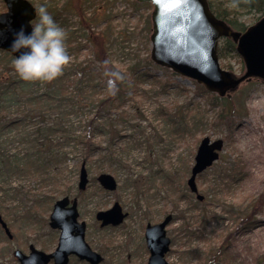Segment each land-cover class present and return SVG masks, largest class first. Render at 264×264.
<instances>
[{"label": "rangeland", "instance_id": "1", "mask_svg": "<svg viewBox=\"0 0 264 264\" xmlns=\"http://www.w3.org/2000/svg\"><path fill=\"white\" fill-rule=\"evenodd\" d=\"M30 1L35 8L44 2ZM68 2L69 0H47L49 11L55 8L58 12ZM132 2L133 0H86L83 5L85 16L97 14V20L91 25L92 30L100 32L104 40L107 37L104 46L107 47L108 58L113 67L121 71L125 70V65L131 61H135L139 56L144 57L146 52L149 53L151 47L149 42L146 46L134 32L137 15L147 14L151 8L143 5L136 9ZM2 7L0 0V9ZM257 17L258 15L253 12H242L240 20H245L248 27L258 20ZM55 19L73 33L67 36L70 46L86 41L87 32L80 31L77 12H60ZM139 25L142 28L145 25L144 21ZM96 46L98 48L99 44ZM75 53L76 50H73L70 54L71 59ZM86 53L87 49L82 47L77 59L82 61L86 58ZM226 62L232 65L235 75L242 74L244 64L240 58L231 57ZM151 72L156 79L141 82L137 88L135 102L129 99L121 106L119 111L124 113V121H115V111L114 114H110L117 125V130L119 129L122 134L111 146L115 150L116 161L112 167L100 165L98 154L87 163L85 161L88 183L83 192L78 190L77 182L79 165L84 155L79 153V149L71 146L65 148L68 153L65 154L64 164L61 165L64 186L58 188H65L66 184L69 187V190L63 192H59L53 186L50 188L49 184H41V174L10 177L0 169V213L5 220L12 219L16 232L13 242H8L0 232L1 263L16 264L11 250L21 242H33L32 239L38 234L44 236V239H50L54 234L57 236L56 232L50 230L47 220L54 199L50 203H41L38 208L41 211L37 214H42L43 219L47 220L40 227L31 225L26 220L31 219V214L26 212L22 214V211H18L24 206H33L31 199L35 196L40 198L44 191L51 197L69 195L78 198L79 219L86 224L85 240L93 250L103 256L101 264H146L148 251L145 248L144 226L147 223L161 221L166 213L174 215L184 210L188 216L184 225L174 219L166 227L171 243L170 251L165 258L170 264H181L182 258L183 261L187 260V264H200L193 252L197 248L205 249L207 246L214 247L212 254L216 253L218 246L223 252V256L211 259L208 264H264V83L253 78L241 83L233 93L228 104L234 108L233 114L230 115L232 116L230 130L224 125L213 128L204 125V130L199 132L200 134L191 128L190 133L183 137L178 134L169 136L166 133L170 127L164 128L167 125L165 117H168L164 111L172 112L173 107L180 109V105L187 102H191V107L195 104L204 105L203 95L206 93L196 95L192 81L171 74L169 69L166 71L157 67L152 68ZM98 79V76L93 78L100 84L101 81ZM165 79H169L170 88L162 91L159 86ZM94 90L97 99L105 97V88V91L99 90L97 86ZM137 110H140L143 117L137 115ZM10 111L14 112L15 109L8 112ZM91 111H94L93 104L76 112L71 111L65 124L83 129L84 125L80 123L92 117L94 112ZM189 113H193L192 108ZM6 117L10 119L12 116ZM98 121L105 122L103 117ZM10 128L0 130V141L7 140L6 144L11 153L17 149V141L10 140L11 133L14 132ZM153 135L159 136L160 140L152 138ZM194 135L198 138L208 136L211 140L216 138L225 140L217 161L201 179L196 180L198 192L204 196L203 203L206 204L205 208L197 204V208L206 215L198 224H194L190 219L197 213V210L194 211L196 206L189 203V201L194 203L195 195H191L187 188H183L182 193H186L187 197L184 201L174 196L168 199L166 190L169 186L164 185L168 182L163 178L165 170L172 171L174 168L177 173V169L182 168V160L188 161L191 167L196 145ZM94 140L100 142L102 146H107L106 137L102 134L96 136ZM230 167L234 170L233 176L225 175L223 181H217V174L225 173ZM159 168H162V172L155 173ZM100 172L114 176L117 182L115 191L107 192L99 186L96 177ZM188 175L189 173L186 178ZM114 201L122 206L127 214L126 219L116 227H100L94 218L95 213L110 208ZM6 208L11 210L7 211ZM238 215L240 218L253 220V227L237 231ZM185 227L187 230L182 232V228ZM204 238L211 242L202 241ZM108 241L111 244L106 245ZM55 245L52 243L48 250H52Z\"/></svg>", "mask_w": 264, "mask_h": 264}, {"label": "trees", "instance_id": "2", "mask_svg": "<svg viewBox=\"0 0 264 264\" xmlns=\"http://www.w3.org/2000/svg\"><path fill=\"white\" fill-rule=\"evenodd\" d=\"M85 1L69 0L67 4L62 6L59 12L55 8L50 10L55 18L59 16L60 12H77L80 31L85 30L87 32L86 41L79 45L70 46L67 38L66 43L69 54L73 53V50H76V53L73 55L71 62L66 65L62 74L55 79L50 81H29L22 79L14 68L13 56L8 52L0 50V130L3 131L6 128L13 127L10 128L14 130L11 133L10 140L14 139L17 141V149L11 153L6 144L7 140L0 141V169L10 177L23 174L32 176L34 174H41V184H49L50 188L53 186L59 192L69 190L67 184L65 188H58V186H64L61 179L63 169L61 165L64 164L65 154L68 153L65 151L67 146L79 149V153L84 155L81 163L85 161L87 163L98 154V160L101 162L100 165L108 167L114 165L116 153L111 146L115 144L122 134L119 132V129L117 130V125L113 122L110 114H114L115 111V121L123 122L124 113L119 111L123 103H126L129 99L134 103L140 83L149 79L153 80L155 77L151 69L160 67L152 63L148 52H146L144 57L139 56L135 61H131L125 65V70L121 71L119 68L113 67L108 58L107 47L104 46L107 37L104 40L100 32L96 33L92 30L91 25L92 22L97 20V14L93 13L91 16H85L83 6L85 5ZM132 4L135 5L136 9L143 5H148L152 9L150 3L140 4L133 0ZM209 5L211 11L218 18L223 19L232 28L239 31L244 30L247 26L245 20H240L242 12H253L258 17L264 14V0H209ZM3 8L4 6L0 9V12L4 11ZM142 21H144L145 25L141 28L139 23ZM150 29V13L138 14L134 23V32L135 35L139 36L141 41L143 40L146 46L149 42ZM66 31L67 36L73 34L67 29ZM96 44H99L98 48ZM82 47L87 49L86 58L79 61L77 59L78 53H80ZM217 53L223 67L231 70L232 65L226 62V60L231 57L238 58L234 43L230 39L222 38ZM105 60L109 62L107 65L103 63ZM106 68L118 71L123 75L122 79L115 80V94L108 88L109 73H106ZM171 74L173 73L171 72ZM94 76L99 77L100 84L93 80ZM169 83V79L162 80L159 87L162 88V91H166ZM193 84L196 95L201 96L202 92L206 93L203 95L205 96V104L201 106L195 104L191 107V102H187L184 105H180V109L173 107L172 112L165 110V115L168 117H165L167 125L164 128L170 127L166 134L169 136L178 134V136L183 137L191 130L200 134L199 132L204 130V125H208L210 128L224 125L230 130L232 128V116L230 115L233 114L234 108L228 105L229 99L225 97L219 98L213 93L206 92L202 86ZM97 86L99 90L106 89V91L104 90V94L106 93L105 97L96 98L94 89ZM89 104L94 105V111H91L94 113L91 118L80 123L84 125L83 129L65 124V120L68 119L71 111L76 112V110H81ZM191 108L193 109V113L190 114ZM10 109H15V111L8 112ZM137 111V115L143 117L140 110ZM178 112H180L179 115L177 114ZM10 115L12 117L7 119L6 116ZM102 117L105 122L98 121ZM174 117L177 118L174 119ZM138 129H140V126H138ZM101 134L106 137L107 146H102L98 141L95 142L96 136ZM152 138L160 140V137L157 135H153ZM193 139L194 145L200 140L195 135ZM189 168L188 161L182 160V168H178L177 173L174 168H172V171L165 170L163 172V178L168 182V184L164 185L169 186L166 190V197L168 199L174 196L184 201L187 198L186 193H182V191L183 188H187L184 179L190 172ZM208 170H204V173L200 174L197 180L201 179ZM233 171V168L230 167L225 173L217 174L216 180L223 181L225 175L233 176ZM156 172L161 173L162 168H159ZM56 198L57 196L51 197L43 191L40 198L35 196L31 200L33 205H35L50 203ZM189 203L196 206L194 211L197 210V215L191 216L190 219L193 220L194 224H198L206 218V215L197 208V204H200L203 208H205L206 204L200 203L196 199L194 203L191 201ZM174 219L179 220L184 225L187 222L188 216L184 210L183 212L180 211L174 214ZM236 219L238 223L237 231L242 228L248 230L253 227L254 222L251 219L240 218L239 215ZM191 225L193 224L191 223ZM182 230V232H185L187 228H182ZM205 240L204 238L202 241ZM206 242L211 241L207 239ZM213 248V246H207L205 249L197 248L193 253L200 264H208L211 259L223 256L220 246L217 247L214 254H212ZM181 264H187V260L183 261L182 258Z\"/></svg>", "mask_w": 264, "mask_h": 264}, {"label": "water", "instance_id": "3", "mask_svg": "<svg viewBox=\"0 0 264 264\" xmlns=\"http://www.w3.org/2000/svg\"><path fill=\"white\" fill-rule=\"evenodd\" d=\"M136 1L150 2L153 6L149 56L154 64L195 81L219 97H231V93L244 79L257 78L264 82V15L245 30L235 31L225 21L216 18L208 0H176L170 8H166V0ZM3 2L6 10L0 13V50L10 52L14 57L19 54L10 50L14 33L21 26L31 31L29 21L35 18V7L28 0ZM222 37L235 43V50L245 66L242 75H235L220 67L217 48ZM222 145V139L211 141L207 136L202 137L193 157L190 176L186 180L191 192H196L195 177L213 164ZM80 166L77 187L83 190L88 176L84 163ZM97 182L108 191L117 186L109 173H99ZM197 198L202 200L203 196L197 194ZM69 200L68 197L57 199L49 216L50 225L61 230L54 251L45 254L33 250L26 256L16 250L14 254L18 264H47L49 259H53L56 264H67L71 253L89 264L101 263L102 256L84 240L85 224L77 221L76 198L67 206ZM124 216L122 207L115 202L110 210L96 213L95 218L101 220V226L110 223L118 225ZM171 220L172 215L167 214L161 222L145 225V245L149 252L146 264H170L164 256L170 248V238L166 235L165 227ZM0 222L9 234L1 216Z\"/></svg>", "mask_w": 264, "mask_h": 264}, {"label": "clouds", "instance_id": "4", "mask_svg": "<svg viewBox=\"0 0 264 264\" xmlns=\"http://www.w3.org/2000/svg\"><path fill=\"white\" fill-rule=\"evenodd\" d=\"M35 21H29L31 31L24 26L14 33L11 51L15 54L13 65L24 80L50 81L62 74L71 56L67 48V31L49 11L47 0L35 8ZM105 65L109 62L103 61ZM109 73L108 88L115 94V80L122 79V73L105 69Z\"/></svg>", "mask_w": 264, "mask_h": 264}, {"label": "flooded vegetation", "instance_id": "5", "mask_svg": "<svg viewBox=\"0 0 264 264\" xmlns=\"http://www.w3.org/2000/svg\"><path fill=\"white\" fill-rule=\"evenodd\" d=\"M78 188V190L80 191V192H83L84 190H80L79 189V187H77ZM104 190V189H103ZM104 191H106V190H104ZM107 192H109V191H107ZM111 192H113V191H111ZM78 196V195H77ZM68 197H69V195H68ZM70 198V200H69V203L67 204V206H69L70 204H71V202H72V198L73 197H69ZM76 199H77V201H76V208H77V213H78V216H77V221L78 222H80V221H82V220H80L79 219V210H78V198L77 197H75ZM204 201V200H203ZM203 201H201L200 203H202ZM115 202H117V201H114L113 203H112V205L115 203ZM54 203H55V201L54 202H52L51 203V205H50V212L48 213V215H47V220H48V226H49V228H50V230L51 231H54V232H56L57 233V236L54 234L50 239L49 238H47V239H44L43 237L44 236H41L40 234H38L37 236H36V238L34 239H32V241L33 242H29V241H26V242H21V244H18V246L16 247H13V249L11 250V254H12V257H13V260H14V262L16 263V264H18V259H17V257L15 256V254H14V252L16 251V250H19L20 251V253H22L23 255H29L30 254V252L31 251H33V250H35V251H41V252H44L45 254H48V253H51V252H53L54 251V249L56 248V246H57V244H58V238H59V235H60V233H61V230L57 227V228H53L51 225H50V220H49V216H50V214H51V212H52V208H53V205H54ZM118 203V202H117ZM119 204V203H118ZM111 205V206H112ZM120 205V204H119ZM33 206L35 207V208H33ZM33 206H27V207H25L24 206V208H21L20 210H18V211H22L23 213L22 214H24L25 212L27 213V214H31L30 216H31V219H26V220H28L29 222H30V224L31 225H34V226H37V227H40L41 225H42V223H44V221L46 222L47 220H44L43 219V217H42V214H37L38 212H40L41 210H38V208L41 206V204H35V205H33ZM111 206H110V208H111ZM20 207V206H19ZM19 207H16L17 209H19ZM110 208H107V209H105V210H99V211H107V210H110ZM33 209V210H32ZM6 210L7 211H10L11 209H9V208H6ZM98 211V212H99ZM17 212V211H16ZM16 212H14V214L16 213ZM98 212H96V213H98ZM96 213H95V215H96ZM10 215V214H9ZM36 215V216H35ZM0 216H1V219H2V221L3 222H5V224H6V227H7V230H8V233L9 234H7L5 231H4V228L2 227V224H1V222H0V232L3 234V236H5V239L8 241V242H13L14 240H15V238H16V232H14V225H13V222H12V219H7V220H5L4 218H3V216H2V214L0 213ZM35 216V217H34ZM5 217V216H4ZM40 217V218H39ZM7 218V217H6ZM94 218H95V216H94ZM96 220H97V218H96ZM98 221V220H97ZM82 222H84V221H82ZM99 222V226L100 227H116L115 225H113V224H107V225H100L101 224V221H98ZM84 224H85V222H84ZM28 226H29V224L26 226L27 228H28ZM85 233H86V224H85ZM85 233H84V240H85ZM86 241V240H85ZM52 243H55L56 245H55V247L52 249V250H48V248L50 247V245L52 244ZM86 243H87V241H86ZM88 244V243H87ZM107 244H111V242L110 241H108V242H106V245ZM89 246V245H88ZM90 247V246H89ZM12 260V261H13ZM103 260V259H102ZM76 262H78V263H80V262H82V263H85V264H89L87 261H85V260H83V259H78V257L75 255V254H73V253H71V254H69V256H68V258H67V264H73V263H76ZM0 264H3V263H1L0 262ZM47 264H56V263H54V261H53V259H49L48 260V262H47ZM101 264V263H100Z\"/></svg>", "mask_w": 264, "mask_h": 264}, {"label": "snow or ice", "instance_id": "6", "mask_svg": "<svg viewBox=\"0 0 264 264\" xmlns=\"http://www.w3.org/2000/svg\"><path fill=\"white\" fill-rule=\"evenodd\" d=\"M176 2V0H166V8H170L174 5V3Z\"/></svg>", "mask_w": 264, "mask_h": 264}]
</instances>
